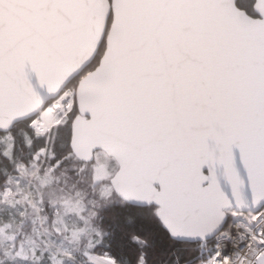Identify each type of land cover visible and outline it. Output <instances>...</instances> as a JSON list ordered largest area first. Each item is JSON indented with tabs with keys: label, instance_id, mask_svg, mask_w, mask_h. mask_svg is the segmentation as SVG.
Wrapping results in <instances>:
<instances>
[{
	"label": "snow or ice",
	"instance_id": "1",
	"mask_svg": "<svg viewBox=\"0 0 264 264\" xmlns=\"http://www.w3.org/2000/svg\"><path fill=\"white\" fill-rule=\"evenodd\" d=\"M17 125L37 162L78 132L118 161L100 198L122 211L32 264H264V0H0L13 154ZM153 222L194 243L160 252Z\"/></svg>",
	"mask_w": 264,
	"mask_h": 264
},
{
	"label": "rangeland",
	"instance_id": "2",
	"mask_svg": "<svg viewBox=\"0 0 264 264\" xmlns=\"http://www.w3.org/2000/svg\"><path fill=\"white\" fill-rule=\"evenodd\" d=\"M45 159L41 155L38 162L33 160L28 166L19 163L14 167L16 173L9 176L8 185L0 189V252L7 254L9 264H32L36 252L56 254L60 247L83 248L100 229L98 211L118 202L114 196L100 198L116 168L114 160L103 152H96L89 165L80 167L84 174L80 181L89 190L75 189L74 193L61 186L63 173L56 177L53 168L42 175L37 173ZM45 203L50 204L48 214L43 211Z\"/></svg>",
	"mask_w": 264,
	"mask_h": 264
},
{
	"label": "trees",
	"instance_id": "3",
	"mask_svg": "<svg viewBox=\"0 0 264 264\" xmlns=\"http://www.w3.org/2000/svg\"><path fill=\"white\" fill-rule=\"evenodd\" d=\"M14 131L17 135L16 150L14 154L11 152L10 141H0V151L9 153L8 160H0V189L8 185L9 176L16 173V170L14 169L15 166H17L19 163L28 166L31 162H33V160L30 158L28 148L23 147V139L21 137L22 126L17 125ZM36 147H39V144H37ZM66 151V149L61 147V142L58 138L56 139L54 146L51 142H49L48 154L45 161L38 169L37 173H40L42 175L45 172H48L47 169L53 168V172L56 177L61 176V173L64 174V176L60 179V184L61 186L65 187V191L68 189V193H74L75 189H81L85 191L89 190L87 184L80 181L82 177H84L83 172H80V167L83 165H89L91 162L82 163L78 161L73 155H71L69 158L70 154L65 155ZM53 156L58 157L59 159L53 160ZM57 162H60V164L56 165ZM60 184L58 185L60 186ZM40 191L46 192L44 189H41ZM113 196L116 199L118 198L115 195ZM48 208L50 210V204L45 203L43 211L47 214L49 213ZM103 208L107 209V211L101 209L96 215L97 224L99 227H101V218L114 216L116 213L122 211L121 202L119 199L118 202L110 203ZM148 228L152 233L153 243L160 252H167L171 251L174 248L180 249L185 245H191L190 243L172 241L167 235V232L164 231L157 223L153 222L148 224ZM81 248L82 247H80L79 249Z\"/></svg>",
	"mask_w": 264,
	"mask_h": 264
},
{
	"label": "water",
	"instance_id": "4",
	"mask_svg": "<svg viewBox=\"0 0 264 264\" xmlns=\"http://www.w3.org/2000/svg\"><path fill=\"white\" fill-rule=\"evenodd\" d=\"M93 148L96 149L95 152L101 151L105 155H107L109 158H112L116 164L118 163L114 154L107 147V145H104L100 141H96L95 143L90 144L86 138V134L83 132H78V150L76 154L73 156L82 163H90L94 160L95 152H93ZM177 242H185V243H190V244L194 243V242H186V241H177Z\"/></svg>",
	"mask_w": 264,
	"mask_h": 264
},
{
	"label": "bare ground",
	"instance_id": "5",
	"mask_svg": "<svg viewBox=\"0 0 264 264\" xmlns=\"http://www.w3.org/2000/svg\"><path fill=\"white\" fill-rule=\"evenodd\" d=\"M55 110H47L45 113H43L44 116L49 117L50 119L46 121V124H52L53 119H51L54 116Z\"/></svg>",
	"mask_w": 264,
	"mask_h": 264
},
{
	"label": "built area",
	"instance_id": "6",
	"mask_svg": "<svg viewBox=\"0 0 264 264\" xmlns=\"http://www.w3.org/2000/svg\"><path fill=\"white\" fill-rule=\"evenodd\" d=\"M49 110H55V109L53 108V109H49ZM55 123H57V121L55 119H53L52 124H55ZM249 216H251L253 220L255 219V217L252 216V214H249Z\"/></svg>",
	"mask_w": 264,
	"mask_h": 264
}]
</instances>
